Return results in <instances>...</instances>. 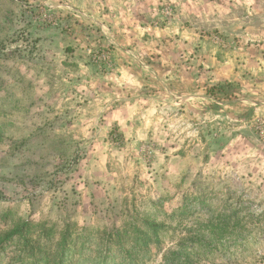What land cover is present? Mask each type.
<instances>
[{
	"label": "rangeland",
	"instance_id": "obj_1",
	"mask_svg": "<svg viewBox=\"0 0 264 264\" xmlns=\"http://www.w3.org/2000/svg\"><path fill=\"white\" fill-rule=\"evenodd\" d=\"M149 27L196 40L164 34L160 65ZM199 39L230 64L213 83L205 62L204 101ZM0 244V264H264V0H0Z\"/></svg>",
	"mask_w": 264,
	"mask_h": 264
},
{
	"label": "crops",
	"instance_id": "obj_2",
	"mask_svg": "<svg viewBox=\"0 0 264 264\" xmlns=\"http://www.w3.org/2000/svg\"><path fill=\"white\" fill-rule=\"evenodd\" d=\"M180 6H184L183 4ZM180 11H183V9H180ZM184 12H181V15H183ZM184 17V16H183ZM149 32H147L149 35L150 33L152 34L151 37L147 38V42L144 41L146 43V47L148 49V43L150 45L153 46V44H155V48H150L151 50H148L147 52H142V53H147V55H151L153 53V56L156 57V61L157 63H160V65H162V62H166L167 64H171L173 62H176L175 59H173L174 57H176V54H178L179 49H175V44L174 42V53L173 54L171 51H167L170 53H164V48L161 47L162 46V36H164V34L166 35H170L171 33H173L175 35V33H177V36L175 37L176 41H183V37L185 36V41L186 39H188V44H190V41H194L196 40V37L193 36V34L191 32H188L187 30H181L180 28L174 29V27L170 28V29H165V30H160V31H156L154 28H148ZM145 31H147V28L145 29ZM155 34V35H153ZM159 34V36H157ZM190 35V36H188ZM188 36V37H187ZM179 38V39H178ZM149 39V40H148ZM199 44L200 46L198 47L197 50H191L189 47H187V53L185 52V55H187V58H190V55L193 56L194 59H191L188 64H185V82H188L189 84H191L190 87V91L189 92H193L192 95V99L197 98L198 100H202L204 101V90H202V87H200L201 85L203 86L204 82L206 81V70H205V65H206V61L210 62L211 61V65L210 69L208 72H211L212 75L209 77V82H213V83H217L218 81L222 82L224 80H230L229 79V63H227L226 61H219L217 60L216 56H213V54L208 53L205 48L206 42L205 40H201L199 39ZM179 42V43H180ZM134 49H136V52H141L139 50H137V48L135 47ZM202 50V51H201ZM190 51H195V53H190ZM197 51V52H196ZM125 58H128L129 56L124 54ZM159 56V57H158ZM161 56V57H160ZM167 57V59L164 60V57ZM162 59V60H159ZM128 66L123 65V67H121V72L122 75L125 79H129V81H135V74L132 73L130 70V68L128 69H124ZM156 74V73H154ZM161 74V73H159ZM184 73H180V75L183 76ZM163 74H161L160 76H162ZM166 76V75H164ZM133 79V80H132ZM181 81L183 79L179 78ZM167 81L165 85H162V91L166 94V95H171L174 94L175 91H178L176 89H174V87L172 85H167ZM142 85V84H141ZM143 87L140 86V89H142ZM146 89V88H145ZM190 96L185 94V98H189Z\"/></svg>",
	"mask_w": 264,
	"mask_h": 264
},
{
	"label": "trees",
	"instance_id": "obj_3",
	"mask_svg": "<svg viewBox=\"0 0 264 264\" xmlns=\"http://www.w3.org/2000/svg\"><path fill=\"white\" fill-rule=\"evenodd\" d=\"M229 86H230L229 84H217V85L213 86L212 88H210L208 91H210L212 93V92H215L216 88L218 90H223L225 87H229ZM145 224L148 225L149 226V229H151L152 231H154V232L156 231L157 226L155 224H153L151 222H148V221H146ZM144 237L145 238L148 237L147 236V233H144ZM79 238L80 237H78V236L77 237H71L70 230L67 229L62 234V239H61V241L59 243V246H58L59 250L61 252H63V253L70 251L72 249V244H74L76 241H78ZM121 241H122V236H120V235L117 234V237L115 238V240L110 239V240H108L105 243V249H106V251L111 250V245L113 244V245H117V248L120 250V253L124 252V251H122L123 250V247L121 246ZM0 247H3V246H1V244H0ZM102 260L103 261H106V257L104 256V258ZM42 261H45V262L49 263L48 257L45 256V257H42L40 259L34 260L30 264H40ZM50 264H57V263H50Z\"/></svg>",
	"mask_w": 264,
	"mask_h": 264
}]
</instances>
